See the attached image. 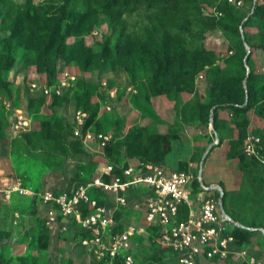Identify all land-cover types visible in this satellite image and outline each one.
<instances>
[{
  "label": "rangeland",
  "instance_id": "obj_1",
  "mask_svg": "<svg viewBox=\"0 0 264 264\" xmlns=\"http://www.w3.org/2000/svg\"><path fill=\"white\" fill-rule=\"evenodd\" d=\"M68 1V3H67ZM207 0H165L158 8H151L141 2L135 11L124 15L117 29L109 24L110 12L100 9L93 0H5L0 4V83L10 84V93L0 91V184L11 187L20 184L24 189L61 188L76 173L79 166L86 165L89 156L77 154L71 147L74 137L69 133L74 115L78 109L84 110L88 119L91 110L98 108L94 124L89 126L94 133H109L113 141L119 142L122 158L129 155L125 143L130 132H136L137 140L131 146L146 145L155 134L178 132L179 141H173L171 152L165 165L173 169L187 165L198 170L207 158L202 170L205 185L222 184L227 195L224 211L241 225L250 228H264V172L259 168L245 166L242 159V145L237 147L236 157L228 159L231 142H242L245 137L242 124L247 121L246 134L259 133L264 127V115L255 109L242 112L241 106L231 104L226 99L219 110L220 130L214 131L211 87L209 74H223L226 79H247L250 71L239 68L233 70L227 59L234 54L230 41L222 32L220 22L224 17ZM257 0H254V3ZM202 3V4H200ZM235 13L244 18L251 16L254 3L250 0H228ZM45 7V17L54 18L60 13L66 18L65 25L71 24L77 15L85 14L81 34L67 37L65 51L52 50L44 53L37 38L25 36L19 43L12 38L13 21L23 15L26 7ZM168 7L167 15L161 9ZM44 15V11L43 14ZM44 18V17H43ZM92 28V32L87 30ZM264 20H255L246 34L254 45L264 44ZM167 33L163 45L160 38ZM44 33L40 34L43 35ZM240 34L244 36L242 27ZM110 40V56H102L103 45ZM185 43L188 54L182 58L184 69H192L195 64L208 63L194 77L193 92L182 91L167 95L147 97L148 82L153 79L150 61L152 54L166 46L174 52ZM84 45L93 50V59L86 69L79 64V56L87 59L79 48ZM248 62L255 73L264 76V50L253 52L247 47ZM11 60V67L6 68ZM173 70L182 66L173 62ZM59 76L63 71H71L76 76V89L66 99L43 104L37 94L29 90L34 81L46 82L52 74ZM107 83V87L103 85ZM91 94L90 110L77 107L82 92ZM108 91L115 92L117 98H109ZM9 101L14 110L22 111L32 122V130L23 133L13 127L10 113L4 107ZM110 109H109V108ZM51 139L42 134L49 125ZM37 130L34 133V130ZM55 130V132L53 131ZM99 129V130H98ZM216 135L218 140L216 139ZM223 143H220L221 140ZM86 148L95 154L98 161L99 148L90 143ZM210 154V151L214 148ZM210 154V155H209ZM242 164V165H241ZM64 166L60 171H50ZM194 173V171H193ZM200 173V169H199ZM198 173V175H199ZM30 197L13 195L9 203L0 202V231L11 236L0 239V256L19 264V258L36 257L40 264H93L91 253L82 247L71 232L65 235L53 234L48 248H42L41 219L46 212L42 204L37 206V214L30 213ZM16 215L19 217L16 218ZM37 216L41 219L37 220ZM135 248L138 264H181L169 253L155 252L149 245L139 242ZM244 247L256 260L264 264V235H246L243 241L234 243L233 250ZM195 264H245L233 258L229 262H213L199 257Z\"/></svg>",
  "mask_w": 264,
  "mask_h": 264
},
{
  "label": "built area",
  "instance_id": "obj_2",
  "mask_svg": "<svg viewBox=\"0 0 264 264\" xmlns=\"http://www.w3.org/2000/svg\"><path fill=\"white\" fill-rule=\"evenodd\" d=\"M103 85L107 87V83ZM75 86L76 76L71 71H63L53 84L34 81L29 90L52 101ZM108 95L112 100L117 98L113 91H108ZM3 105L16 130L31 131L33 121L25 118L21 110L13 111L9 101ZM87 121V113L78 110L70 129L73 137L81 140L86 148L90 143L99 148L98 166L92 178L65 191L0 184V202L9 203L13 195L20 194L30 197L37 206L44 205L45 226L53 234H86L75 238L76 241L91 253L95 262L102 264H138L135 248L140 239L158 250L177 254L181 264H195L199 257L217 262L237 258L245 264H256L244 247L232 249L235 243L232 231L238 227L264 235V228L245 227L223 213L220 199L224 190L220 184L209 187L198 175L199 189L195 190L196 177L191 168L178 171L137 160H129V166L122 165L120 173H116L105 151L113 141L112 135L94 133L87 127ZM242 149L248 160H256L264 169V136L249 134ZM182 208L186 211L183 220L180 219ZM117 214L122 215L121 220L116 219Z\"/></svg>",
  "mask_w": 264,
  "mask_h": 264
},
{
  "label": "trees",
  "instance_id": "obj_3",
  "mask_svg": "<svg viewBox=\"0 0 264 264\" xmlns=\"http://www.w3.org/2000/svg\"><path fill=\"white\" fill-rule=\"evenodd\" d=\"M5 0H0V4ZM94 3L102 10L109 11V24L112 29L116 30L117 26L121 18L129 12L135 11L141 2H145L151 8H158L163 4L165 0H93ZM254 3V0H250ZM206 2L213 5V7L224 17V20L220 22L222 32L224 33L225 37L230 41L234 54L227 59L228 64H231L233 70H238L239 68L244 70V67H248L250 74L247 79H238V78H229L223 74H209L208 83L211 87V95H212V107L214 108L213 111V119H214V131L218 132L220 130L219 125V110L224 109L226 106L220 103L221 100H227L231 104H238L241 106L239 109L242 112H248L251 109H255L261 114L264 115V76H259L255 73V68L252 67L251 63H245L244 60L247 56V46L250 47L251 51L253 52L256 49L264 50V44L254 45L251 43L249 38L246 34V29L252 26L255 20H264V0H257L254 3V10L251 16H246L244 18L238 16L235 13V9L228 3V0H207ZM68 3V1H67ZM202 4V3H200ZM168 7L161 9L164 15H167ZM44 11V15L43 14ZM45 7L41 6H29L25 8L23 15L13 21V29H12V38L19 41V43L25 40V36L37 38V41L41 45L44 53H50L52 50H56L58 53H62L65 51V41L67 37L71 36H78L81 34V30L83 24L87 18V15L80 14L75 17V20L69 24L65 25L66 18L63 17V13H60L54 18L45 17ZM44 17V18H43ZM240 27H242L244 36L240 34ZM89 33L92 32V28L87 30ZM44 33L41 35L40 34ZM264 35V29L262 31ZM245 38V42H243L242 38ZM168 35L165 32L163 37L160 38V43L164 45L167 42ZM110 40H107L106 43L103 45L102 56L108 58L110 56ZM79 48L82 50L83 54L87 55V59H84L79 56V64L83 68H88L90 63L93 59V50L91 48H87L84 45H80ZM188 54L187 46L185 43H181L177 46L174 52H171L166 46H160L159 51L155 54H152L150 61L151 70L154 71V77L148 82L147 87V97H154V96H161L167 95L171 93H180L182 91H189L193 92L195 89L194 84V77L197 75L198 72L202 71L206 66H208L207 62H203L199 65H196L192 69H184L182 64V58ZM176 61L177 65H181L178 71L173 70V62ZM11 60L8 61L6 68L11 67ZM48 73L52 74L48 77V84H53L56 79L57 75H54L53 71H47ZM10 84L0 83V91H5L10 93ZM77 85L74 89H76ZM72 89V90H74ZM68 91L62 97H54L52 99V103H56L63 99H66V96L72 91ZM37 99L40 101L41 104L47 102L48 99L44 96H37ZM77 107H84L86 110H90V103H91V94L89 91H83L82 97L77 101ZM13 111H15L12 108ZM82 110V109H78ZM77 110V111H78ZM91 115L87 121V127L94 124V120L98 114V108L93 109L90 111ZM49 125L48 123H40L39 127L43 128ZM33 127V126H32ZM31 127V130H32ZM242 128L244 131L245 137L243 138L242 142H231L230 149L227 153L228 159H234L237 153V147L239 144L243 146L244 141L248 137L249 134H246L247 129V121H244L242 124ZM99 130V129H98ZM55 132V130L53 129ZM37 130H34L36 133ZM28 133V132H27ZM71 133V129L69 131ZM256 135L264 136V127ZM42 136L45 139H51L54 135L51 133L50 125L49 129H45ZM181 136L178 132H169L167 134H155L154 136L150 137L147 140L146 145L139 146L138 148L131 147L135 140H137L136 132H130L125 140V143L128 145L129 155L127 158H122L119 149L121 144L119 142H112L106 148V156L111 164H113L116 168V173H120L121 166L124 165L125 167L129 166V160H137L144 163H150L155 165H164L167 155L171 152V145L173 141H179ZM223 143L222 139H220ZM71 147L73 151L77 154H83L89 156V161L86 165L79 166L77 168L76 173L67 181V184L61 188H53L48 189L51 191H65L70 189V187L76 183L84 182L87 178H92L94 172L98 166V162L96 160L95 154H89L86 150V147L83 145V142L79 139H73L71 141ZM216 147H214L210 154L214 151ZM209 154V155H210ZM242 159L245 161V166H250L251 168L257 167L262 172L264 169L260 165L259 162L256 160H248L244 154L243 149H241ZM207 158L204 160L203 167H205ZM242 165V164H241ZM190 167L187 165H182L175 170L178 171H188ZM65 169L64 166H60L54 168L50 171L51 174L53 171H60L63 174V170ZM200 169V166H199ZM198 170H193L194 175L196 177L194 188L195 190L199 189V181H198ZM82 173H85V177L82 176ZM222 186V184H221ZM223 187V186H222ZM40 190V189H37ZM44 190V189H41ZM46 190V189H45ZM224 196H223V206L224 201L227 195L226 189L223 187ZM182 213L180 219H186V211L182 208ZM37 205L33 200L30 205V213L35 216L37 214ZM138 216V221L141 220V215ZM122 215L117 214L116 219L121 220ZM41 219L37 216V220ZM41 229L43 233L41 235V242L42 248L46 250L48 248V243L53 237V233L45 226L44 221L41 219ZM250 228H256L255 226H249ZM121 229V226L119 227ZM60 236L65 235L58 233ZM254 232H250L246 229H241L235 227L232 231V235L235 238V243H239L243 241L246 235H252ZM74 238L79 236L86 237V234L77 232L72 234ZM11 235L0 231V239L2 238H9ZM140 242H143V239H140ZM149 245L155 252L159 253L158 249L153 244ZM243 248V247H241ZM169 253L172 254L174 257L178 258V255L170 252L168 250H163L161 253ZM179 259V258H178ZM137 261V259H136ZM138 262V261H137ZM217 262V261H213ZM93 264H102L95 262L92 260ZM0 264H12L10 260H7L5 257L0 256ZM19 264H40L39 260L36 257H29L24 256L19 258ZM68 264H73L72 261H69Z\"/></svg>",
  "mask_w": 264,
  "mask_h": 264
},
{
  "label": "water",
  "instance_id": "obj_4",
  "mask_svg": "<svg viewBox=\"0 0 264 264\" xmlns=\"http://www.w3.org/2000/svg\"><path fill=\"white\" fill-rule=\"evenodd\" d=\"M242 40H243V42H245V38H244V37L242 38ZM247 47H248V46H247ZM248 56H249V54H247V56H246V58H245V60H244L245 63H246L247 60H248ZM216 139L218 140L217 135H216ZM218 142H219V140H218ZM204 160H205V158H204V159L202 160V162H201L200 173H199L200 176H202V170H203ZM220 205H221V209H222L223 213H225V211H224V207H223V198L220 199ZM244 228H245V227H244Z\"/></svg>",
  "mask_w": 264,
  "mask_h": 264
}]
</instances>
